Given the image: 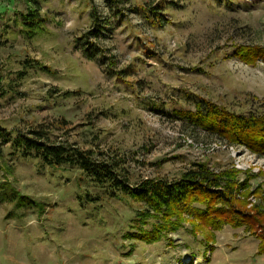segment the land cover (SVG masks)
Returning <instances> with one entry per match:
<instances>
[{
  "label": "rangeland",
  "instance_id": "1",
  "mask_svg": "<svg viewBox=\"0 0 264 264\" xmlns=\"http://www.w3.org/2000/svg\"><path fill=\"white\" fill-rule=\"evenodd\" d=\"M149 3L160 6L155 21L146 0H39L30 27L28 0H0V126H43L52 141L118 158L132 186L179 178L197 162L234 170L247 182V209L264 207V155L227 146L174 112L207 100L264 114V62L236 53L264 47V0ZM0 192V264H264L262 225L224 222L212 232L184 212L145 242L128 234L151 235L163 222L146 218L142 203L8 145Z\"/></svg>",
  "mask_w": 264,
  "mask_h": 264
},
{
  "label": "trees",
  "instance_id": "2",
  "mask_svg": "<svg viewBox=\"0 0 264 264\" xmlns=\"http://www.w3.org/2000/svg\"><path fill=\"white\" fill-rule=\"evenodd\" d=\"M28 2L31 3L33 12L23 17V20L26 25L36 27L40 17L39 0ZM144 8L150 14L149 18L160 14V6L150 4L149 0H146ZM152 20L155 21L154 18ZM95 21L96 17L94 23ZM87 35H83L82 39ZM236 53L245 62L255 63L256 60L264 62V47H238ZM174 112L193 128L213 135L227 146L243 145L254 154L264 155V114L237 113L207 100L196 102L194 111ZM7 145L11 153L23 158L38 159L43 167L54 169L69 167L80 170L82 177L95 187L103 189V194L115 196L120 193L142 203L146 208L144 213L146 218L155 216L163 222L158 225V229L154 228L151 235L143 233L141 228L128 234L144 238L145 242L158 239L160 232L165 231L167 225L173 223H170V218L178 214L181 216L184 212H191L194 218L200 220V223L202 222L201 224L210 228L212 232L219 229L224 222L232 224L240 221L242 225L245 224L251 229L258 225L264 228V207L256 204L247 209V182L243 180L240 184L234 170L215 172L206 164L197 162L187 168L179 178L146 179L132 186L120 159L100 151L83 150L65 142L52 141L43 126L15 133L0 126V158L3 157L4 146ZM239 185L242 189L245 188L243 195L238 193ZM85 197L92 202L99 200L98 196L93 197L91 194H86ZM193 201L200 203L206 201L207 205L203 209H192L190 204ZM238 202L242 208L238 207ZM261 217L263 218L259 219ZM259 240L258 252L264 254V235L260 236Z\"/></svg>",
  "mask_w": 264,
  "mask_h": 264
}]
</instances>
